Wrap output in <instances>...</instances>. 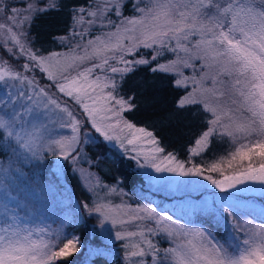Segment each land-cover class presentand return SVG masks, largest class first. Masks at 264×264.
Masks as SVG:
<instances>
[{
	"label": "snow or ice",
	"instance_id": "1",
	"mask_svg": "<svg viewBox=\"0 0 264 264\" xmlns=\"http://www.w3.org/2000/svg\"><path fill=\"white\" fill-rule=\"evenodd\" d=\"M131 6L135 14L125 16L124 0L68 5L67 33L53 36L68 50L44 54L31 26L41 15L62 11L63 0H27L23 8L0 0V48L20 66L0 57V82L16 90L15 100L9 95L0 106V156L7 157L6 166L0 164V189L7 197L11 182L23 175L22 165L50 155L72 164L93 197L56 229L24 224L19 206L0 203V264H74L69 257L83 245L64 226L93 216L125 241V264H264V209L257 223L241 214L235 200L251 185L264 186V0H133ZM97 27L114 30L93 35ZM141 66L171 76L172 86L183 91L176 107L196 106L203 116L206 127L190 156L206 152L213 137L227 139V155L206 167L178 159L153 132L126 118L135 97L125 98L121 89ZM100 138L115 142L139 168L202 177L229 193L212 212L226 229L223 236L210 222L191 226L155 207L113 203L109 194L117 186L76 167L86 159L84 145ZM156 235L170 246L161 248L152 239Z\"/></svg>",
	"mask_w": 264,
	"mask_h": 264
},
{
	"label": "trees",
	"instance_id": "2",
	"mask_svg": "<svg viewBox=\"0 0 264 264\" xmlns=\"http://www.w3.org/2000/svg\"><path fill=\"white\" fill-rule=\"evenodd\" d=\"M90 2L91 0H63L65 7L62 11H52L37 18L30 29L32 36L36 38V47L44 54L64 49V44L54 41L53 36L67 33L70 23L67 6ZM132 2L133 0H124L125 16L135 14L131 6ZM8 3L23 8L27 0H8ZM114 20L118 19L114 18ZM141 51L150 50L141 49ZM173 57V54L166 53L167 59ZM161 62L165 60L161 59ZM183 71L188 76L194 74L193 69ZM171 81V76L153 74L147 67L141 66L127 79L121 89L120 94L125 98L135 97L133 101L135 108L124 115L137 127L153 132L166 153L172 152L178 159L185 161L191 159L206 167L214 159L227 155L231 150L230 145L226 138L218 140L213 137L211 146L206 152H202L199 156H190L189 148L195 145V140L205 130L206 125L203 116L194 111L196 106L183 110L176 107V101L183 95V91L175 89ZM208 118H211L210 115ZM83 152L86 154L84 160L88 169L98 175L105 184L117 186V193L109 194L113 203L124 202L133 208L137 204L155 207L162 214L169 210L178 214L182 218L180 220L182 223L190 222L191 226H198L202 222H210L214 225L213 231L219 236H223L226 231L222 222L217 223L218 217L212 215L219 198L204 203L197 191L195 193L188 189L179 192L167 191L163 187L156 186L155 183H145V179L148 178L143 168H139L136 161L125 154L117 144L110 145L102 138L97 143L90 142L84 145ZM0 164L6 166V156H0ZM21 167L23 175L11 182L9 195L5 197L3 190L0 189V203L7 202L9 209L12 210L19 206L21 209L19 216L24 224L56 229L65 217L68 215L74 217L76 212L82 211V204L90 202L93 198L86 190L79 174H74L69 165H65L63 169L58 168L50 155L42 163L36 162ZM205 174L209 173L206 171ZM212 175L217 176L216 173ZM195 178L202 183L208 182L202 177H185L189 182L194 181ZM98 191L104 196L105 190L98 189ZM237 196L247 198L251 197V194H237ZM77 205L81 207L78 208ZM237 205L243 216L249 219L255 217L257 223L261 222V208L242 203ZM64 231L74 232L83 245L80 252L69 257L74 264H125L123 248L119 245V240L115 239V235L105 233L94 216L86 217L83 222L76 224L66 223ZM152 239L161 248L170 246V242L163 235L153 236Z\"/></svg>",
	"mask_w": 264,
	"mask_h": 264
},
{
	"label": "rangeland",
	"instance_id": "3",
	"mask_svg": "<svg viewBox=\"0 0 264 264\" xmlns=\"http://www.w3.org/2000/svg\"><path fill=\"white\" fill-rule=\"evenodd\" d=\"M111 16V18L114 20V18H117V22H119V17L115 16L114 14H109ZM114 29H110V28H104V29H100L99 27L94 28L93 29V35L98 34L100 31H111ZM195 39V38H194ZM125 43H127V41H125ZM68 50L67 45L64 44V49L57 51V52H66ZM0 57H3L4 59H7L9 61L10 64L13 65V67H15L17 70H20V66L19 64H17L16 61L12 60L11 57L7 56L6 53H4L3 49L0 48ZM175 56L172 58L174 59ZM131 59V58H129ZM46 83V82H44ZM9 95L12 97L13 100H15V96H16V90L14 88L8 87L6 86L4 83L0 82V106H2L8 99H9ZM64 99H68V98H64ZM69 103L70 100H69ZM11 107V105H9V108ZM78 110V109H77ZM65 132L67 130H64ZM107 142V141H106ZM109 143V142H107ZM115 142H113L110 145H113ZM141 147H143L145 150H147L148 148H150L151 146L148 144H143L141 145ZM134 154V153H133ZM53 157V156H52ZM56 164L61 165V169H63V167H65V165H69L70 168H73V165L70 164L68 161H62L57 159L56 157H53ZM76 167H82L84 169H87L88 171H90L88 169V165L85 163V160L82 159L80 161L79 165H76ZM92 172V171H90ZM143 172L145 174V176L148 179H145V183H155L156 186H160L165 188L167 191H174V192H179L182 189H188V191L190 190L192 193H195L197 191V193H200L201 195V199L204 203H209L210 201H212V199H217L223 196H227L229 195V193H221L219 189H216L214 186H212L210 184V182L207 183H202L199 180H197L195 178L194 181L192 182H188L186 181L185 177H181L178 176L174 173H158L156 175V172L154 169L151 168H143ZM145 178V177H144ZM239 195H245V194H251V197H238L237 194L235 195V200L236 203H242V204H249V205H253L256 206L258 208L264 209V186L255 184V185H251L249 190L247 191H241L238 193ZM167 214L172 215L173 218L182 220V218L169 210H166ZM70 215H68L69 217ZM103 231L105 233H109L112 235H115V228H113L110 224H106L104 226V228H102ZM112 237V236H111ZM119 245H122L125 243V241H119Z\"/></svg>",
	"mask_w": 264,
	"mask_h": 264
}]
</instances>
